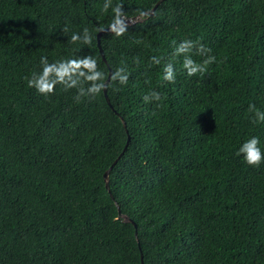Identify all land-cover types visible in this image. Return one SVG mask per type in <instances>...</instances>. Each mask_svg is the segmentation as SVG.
<instances>
[{
  "label": "trees",
  "instance_id": "16d2710c",
  "mask_svg": "<svg viewBox=\"0 0 264 264\" xmlns=\"http://www.w3.org/2000/svg\"><path fill=\"white\" fill-rule=\"evenodd\" d=\"M157 1L0 0V264H264V161L237 155L252 137L264 153L249 111L264 113V0H164L101 34L104 62L113 8L129 19ZM186 40L211 51L177 55ZM185 55L216 59L189 76ZM90 56L100 76L79 80L116 72L111 108L103 89L28 87L45 57Z\"/></svg>",
  "mask_w": 264,
  "mask_h": 264
},
{
  "label": "clouds",
  "instance_id": "9594fccd",
  "mask_svg": "<svg viewBox=\"0 0 264 264\" xmlns=\"http://www.w3.org/2000/svg\"><path fill=\"white\" fill-rule=\"evenodd\" d=\"M107 7V5L104 6L105 10H107ZM113 12L115 13V19L110 28L111 31L115 32L117 36H120L124 33L127 27L125 19H121V17L124 16L122 5H117L115 8H113ZM140 15L145 16L147 15V13L141 12ZM84 32L88 34L87 29H85ZM78 39V35L74 34L72 36V41H76ZM84 42H91V37L89 36V34L86 35ZM194 47L197 48V54H205L206 52L211 51L210 49H205L203 45H200L199 41L194 44L191 40H186L177 47L176 54L179 55L190 53ZM153 59L155 63H159V60H156L155 58ZM215 59L216 58L214 56H209L207 59L203 60L202 63H197L193 61V59L189 55H185L182 67L187 71V74L189 76H193L198 73L202 74L207 70L208 65L215 62ZM41 63L43 64L42 73L39 75L33 73L31 79L26 78L28 87L35 88L40 94L48 95L54 93L57 84L64 85L66 89L77 88L78 85H80L78 87L79 95L75 98L77 101H79L80 97L85 95L98 94L102 89L106 87V84L104 82L100 84L92 83V87L85 90L82 82L79 80V77H83L84 82H94L100 76V73L95 71L97 61L91 56L84 59L65 60L52 64H49L47 58L45 57L41 60ZM86 73L88 74L86 75ZM164 73V80L173 83L175 82V72L171 63L165 66ZM74 76H77V78L74 79ZM111 78L113 81L116 80V72L112 75ZM127 80V76L121 77L120 83L124 84L127 82ZM149 98L155 101H159L161 99V95L159 92L153 91L150 94V97L148 95L144 97L145 101H148ZM249 111H254L257 119L260 121H264V113L256 110L254 105L249 106ZM259 144V138L252 137L240 147L237 155L243 154L244 160L247 164L258 166L262 161H264V153L261 152Z\"/></svg>",
  "mask_w": 264,
  "mask_h": 264
},
{
  "label": "water",
  "instance_id": "95a60500",
  "mask_svg": "<svg viewBox=\"0 0 264 264\" xmlns=\"http://www.w3.org/2000/svg\"><path fill=\"white\" fill-rule=\"evenodd\" d=\"M163 1L164 0L157 1V3L149 11L144 12V13H147V15H145V16L139 15V16H136L134 18L125 19V23H126L127 27L135 25L137 23H141V22L145 21L147 19V17H151L153 15L154 11L156 10V8ZM107 32L115 33L113 31H111L110 27H108V28H105L103 30H99V32L97 34V48H98L99 53L101 55V58L104 62H105V59H104V56H103V53H102V50L100 47V36L102 33H107ZM110 77H111V71L108 72V76H107V79L105 81V84H107L109 82ZM103 95H104V98H105L107 105L111 108L110 103H109V99L107 98V95H106V87L103 89ZM122 125L125 128V124L123 123V121H122ZM128 141H129V137H127L126 146L128 144ZM126 146H125V148H126ZM117 160L118 159H116L103 174L104 186H105V189L107 190L109 195H110V190H109V185H108L109 173L112 170L113 166L116 164ZM117 210H118V208H117ZM118 215H119V217H122L124 222L132 223L133 226L135 227L134 223L132 221H130L129 219H127L125 216L121 215L119 210H118ZM135 236H136V233H135ZM141 264H142V262H141Z\"/></svg>",
  "mask_w": 264,
  "mask_h": 264
}]
</instances>
